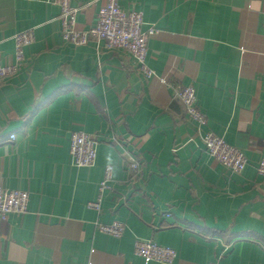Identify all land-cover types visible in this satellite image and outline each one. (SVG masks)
Masks as SVG:
<instances>
[{
  "label": "crops",
  "instance_id": "1",
  "mask_svg": "<svg viewBox=\"0 0 264 264\" xmlns=\"http://www.w3.org/2000/svg\"><path fill=\"white\" fill-rule=\"evenodd\" d=\"M118 3L156 29L149 80L126 52L65 43L47 0H0V64H14L16 33L34 34L24 67L0 85V185L30 196L25 214L0 220V264H160L135 256L137 239L174 249L173 264H264V0ZM99 4L80 11L76 30L95 24ZM172 82L194 87L200 133L240 150L241 173L209 156ZM72 131L98 139L94 166L70 164ZM133 153L138 178L126 169ZM108 165L97 212L88 204ZM114 220L126 226L120 238L95 228Z\"/></svg>",
  "mask_w": 264,
  "mask_h": 264
},
{
  "label": "built area",
  "instance_id": "2",
  "mask_svg": "<svg viewBox=\"0 0 264 264\" xmlns=\"http://www.w3.org/2000/svg\"><path fill=\"white\" fill-rule=\"evenodd\" d=\"M59 8L60 34L65 43L74 46H83L90 41H95L106 50L126 52L133 59V68L144 79L155 77V72L146 64L147 44L150 36L156 33L154 26L142 30L143 15L136 10L124 11L120 8L119 0H86L87 4L73 7L71 0H47ZM96 3L99 4L96 22L87 30H76V17L80 11ZM15 49V62L9 66L0 64V85L5 80L17 75L26 63L24 48L34 39L32 29H26L13 36ZM172 98L179 101L185 112L186 118L193 122L198 130L207 125L206 115L199 109L194 87L172 82L170 85ZM201 134L203 146L209 156L224 166L228 171L241 173L247 164L244 154L227 144L221 137L207 131ZM14 139V136H10ZM98 139L81 131H72L69 134L70 164L73 167L84 168L95 165L97 157ZM127 172L132 178H138L142 170L141 156L129 155ZM113 167L108 165L104 169L103 179L99 184L98 197L88 204L100 212L102 196L110 189ZM258 175L264 179V157L257 165ZM29 193L25 190H9L0 185V220H6L10 214H25L29 203ZM98 232L120 238L126 229L124 223L114 220L109 224L96 222ZM134 254L144 262H157L160 264H173L176 252L171 247L161 246L151 240L137 239L134 242ZM206 264H218L217 261Z\"/></svg>",
  "mask_w": 264,
  "mask_h": 264
}]
</instances>
